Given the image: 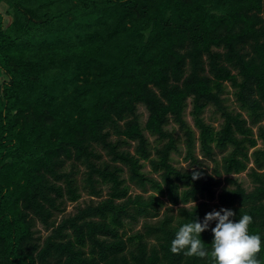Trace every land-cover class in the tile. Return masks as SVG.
Returning a JSON list of instances; mask_svg holds the SVG:
<instances>
[{"label": "trees", "instance_id": "1", "mask_svg": "<svg viewBox=\"0 0 264 264\" xmlns=\"http://www.w3.org/2000/svg\"><path fill=\"white\" fill-rule=\"evenodd\" d=\"M6 4L0 264H211L169 244L181 224L221 207L234 220L253 217L264 264V0ZM226 83L239 110L225 103ZM188 99L197 133L184 119ZM209 105L222 118L217 129L203 117ZM170 122L183 132L187 167L172 163L180 147ZM246 170L249 190L235 177ZM82 191L90 199L65 214ZM214 225L201 233L207 248Z\"/></svg>", "mask_w": 264, "mask_h": 264}, {"label": "clouds", "instance_id": "2", "mask_svg": "<svg viewBox=\"0 0 264 264\" xmlns=\"http://www.w3.org/2000/svg\"><path fill=\"white\" fill-rule=\"evenodd\" d=\"M199 177L198 172L192 173V179ZM236 213L230 208L207 212L203 219H194L181 224L174 233L169 244L173 254L187 257L210 258L211 264H260L257 253L262 248V237L259 232L249 231L253 217L242 213L239 219H233ZM211 227L212 240L210 248L205 246L201 233Z\"/></svg>", "mask_w": 264, "mask_h": 264}, {"label": "rangeland", "instance_id": "3", "mask_svg": "<svg viewBox=\"0 0 264 264\" xmlns=\"http://www.w3.org/2000/svg\"><path fill=\"white\" fill-rule=\"evenodd\" d=\"M6 8H7L6 0H0V10L5 11ZM8 19H9V17H6V20H8ZM4 78H5V76L3 74H0V81H2ZM223 96L225 97V103H226V105H228L229 108L234 109V110H239V108H238V106L234 100L233 89L231 88L229 83H226V87H225V91H224ZM190 110H191V101H190V99H188L187 106H186L185 111H184V119L186 120L188 125L197 133V130L193 124L192 117L190 115ZM136 113L139 116L140 124L143 127L144 122H145L146 117H147V111H146L145 107L142 105H138ZM203 117L207 123L212 124L216 129L219 128V125L222 122V118L220 117V115L218 113L215 112L214 107L211 105L207 106V108L205 109V111L203 113ZM263 124H264V122H263ZM167 128L170 130H173L175 135L179 139L178 142H179L180 152L179 153H172V163L176 167H187L188 161L184 160L185 151H184V141H183L184 135H183V132L173 122H170L167 125ZM144 134L148 138L149 145L151 148L154 145H156L155 136L149 134L145 130H144ZM257 146L258 147L263 146V143L260 139L257 140ZM195 154L198 156V158L202 159L203 167H205L208 172H212L213 163L207 159H204L200 155L198 142L195 143ZM217 157L220 158V155H218ZM250 165H252V162L248 163V166H250ZM143 170L145 172L149 173L150 172L149 165L146 164V166L144 167ZM223 177L224 176H222L221 178L223 179ZM235 177L243 185V187H245L247 190H249L252 187V183L250 182V179L247 176V170L243 171L239 174H236ZM101 187L103 189V192H102L103 196L102 197H105L107 194V191H108L107 185H101ZM139 192H140L139 189H137L133 185L130 186V193L131 194H135V193H139ZM144 195H146V194H144ZM102 197H100V198H102ZM92 198H94L96 200L100 199L97 197H92ZM89 199H90V196H88L86 194V192L82 191L81 197L77 201H75V202L67 201L66 202V210L64 213L68 214V213L74 212L77 205H84V203H86ZM216 202H217V200L215 199L209 203L211 205V204L216 203ZM141 222H142V219H140L139 223L134 227H132V225H130V224H127V226H126L127 233H129L132 230L139 228ZM131 227H132V230H131ZM35 228L38 231L37 233L39 235H41L42 237H44L49 232V231L45 230L42 227L41 223H39V222L36 223Z\"/></svg>", "mask_w": 264, "mask_h": 264}]
</instances>
